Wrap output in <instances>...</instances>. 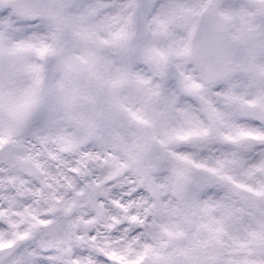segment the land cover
<instances>
[{"label": "snow or ice", "instance_id": "1", "mask_svg": "<svg viewBox=\"0 0 264 264\" xmlns=\"http://www.w3.org/2000/svg\"><path fill=\"white\" fill-rule=\"evenodd\" d=\"M0 264H264V0H0Z\"/></svg>", "mask_w": 264, "mask_h": 264}]
</instances>
